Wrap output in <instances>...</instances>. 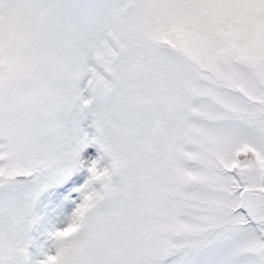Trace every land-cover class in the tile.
Instances as JSON below:
<instances>
[{"label":"snow or ice","instance_id":"obj_1","mask_svg":"<svg viewBox=\"0 0 264 264\" xmlns=\"http://www.w3.org/2000/svg\"><path fill=\"white\" fill-rule=\"evenodd\" d=\"M0 264H264V0H0Z\"/></svg>","mask_w":264,"mask_h":264}]
</instances>
